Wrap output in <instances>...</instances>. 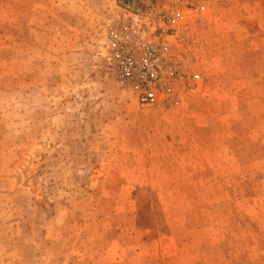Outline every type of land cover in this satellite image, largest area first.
I'll return each instance as SVG.
<instances>
[{"label": "rangeland", "instance_id": "obj_1", "mask_svg": "<svg viewBox=\"0 0 264 264\" xmlns=\"http://www.w3.org/2000/svg\"><path fill=\"white\" fill-rule=\"evenodd\" d=\"M0 264H264V0H0Z\"/></svg>", "mask_w": 264, "mask_h": 264}, {"label": "built area", "instance_id": "obj_2", "mask_svg": "<svg viewBox=\"0 0 264 264\" xmlns=\"http://www.w3.org/2000/svg\"><path fill=\"white\" fill-rule=\"evenodd\" d=\"M200 10L204 9V6L199 7ZM153 77V74L150 73L147 78L151 79ZM140 94L138 97V102L141 105H154L157 102V96L155 92V88L151 87L150 85L146 87H142L140 90Z\"/></svg>", "mask_w": 264, "mask_h": 264}]
</instances>
